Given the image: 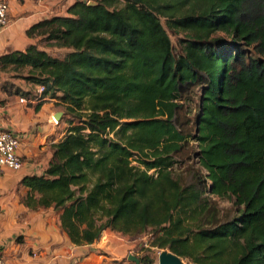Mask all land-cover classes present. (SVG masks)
I'll use <instances>...</instances> for the list:
<instances>
[{
    "label": "trees",
    "instance_id": "trees-1",
    "mask_svg": "<svg viewBox=\"0 0 264 264\" xmlns=\"http://www.w3.org/2000/svg\"><path fill=\"white\" fill-rule=\"evenodd\" d=\"M66 13L0 56V72L26 70L66 125L44 174L21 180L25 207L52 209L74 246L107 229L149 232L138 264H154L152 248L191 264H264V0H75ZM166 29L182 34L177 54ZM192 149L187 183L176 170Z\"/></svg>",
    "mask_w": 264,
    "mask_h": 264
},
{
    "label": "crops",
    "instance_id": "crops-1",
    "mask_svg": "<svg viewBox=\"0 0 264 264\" xmlns=\"http://www.w3.org/2000/svg\"><path fill=\"white\" fill-rule=\"evenodd\" d=\"M5 1L9 5V24L0 31V56L24 51L34 44L26 31L43 19L65 16L67 8L75 2L66 0L63 10L62 0ZM27 84L15 86L34 93L37 86ZM19 99L0 87V130L19 137L17 154L23 162L18 171L0 173V257L6 264H107L112 259L108 251H102L105 248L99 242L101 237L93 244L74 246L61 231L52 209L32 211L23 204L27 189L20 184L21 180L44 174L51 159V146L63 137L64 129L52 122L62 109L49 95L35 102L23 98L26 102L20 103Z\"/></svg>",
    "mask_w": 264,
    "mask_h": 264
},
{
    "label": "rangeland",
    "instance_id": "rangeland-1",
    "mask_svg": "<svg viewBox=\"0 0 264 264\" xmlns=\"http://www.w3.org/2000/svg\"><path fill=\"white\" fill-rule=\"evenodd\" d=\"M63 1V10L65 9L66 5H67V1L66 0H62ZM123 6L122 3H116L115 7L116 8H121ZM162 23L163 26H165L164 24V20L162 19ZM169 38L172 42L173 48H174V52L177 54L179 53V41L182 38V34L181 33H173L170 32L168 29H166ZM219 35H224L222 33H220ZM40 44V49L45 50L48 54L54 56V57H61L63 56L64 53H66V50L63 49H58L55 47H51V46H46L47 44L42 42L39 43ZM27 74L26 70H22L20 72H14V71H7L6 73H1L0 72V87H2L4 90L2 91H6L7 89H9V85H15V83L17 85H20L22 87L28 85L26 83V81L24 80L23 77H25V75ZM197 93L198 91L195 90L192 99H193V103H188L186 105V119H188L191 123V125L193 126L194 121H195V117L196 113H197ZM60 108V107H59ZM62 108H60L59 110L61 111ZM63 113V110L61 111ZM64 119H61V123L60 127L62 129H64L66 127V125L62 122ZM182 165L180 166V170H177L178 172H182L183 177L185 179V182L187 181V183H191L192 181V176H191V172L190 170L186 171L187 166H193L194 168H196V159L194 158V154H193V149L190 150L186 155H184L182 157ZM176 168V167H175ZM217 205L220 209V213L223 216H235L236 215V208L233 207L232 202L228 199H217L216 200ZM150 239H151V235L149 232H146L140 236H135V237H129V236H123L121 234L115 233L113 231H111L110 229H107V231L101 236V241L100 244H102L104 246V250L102 251H108V256L109 258H111L112 260L108 261L107 264L113 263L115 262V264H127L128 261V256H141L144 254H147L146 251L149 249V244H150ZM101 251V249H99ZM157 249L156 248H152L150 249V251L148 252L151 256V258L154 261V264H158V255H157ZM162 251H167V250H162ZM169 252V251H168ZM107 255V254H106ZM184 264H191L190 262H188L187 260H182Z\"/></svg>",
    "mask_w": 264,
    "mask_h": 264
},
{
    "label": "built area",
    "instance_id": "built-area-1",
    "mask_svg": "<svg viewBox=\"0 0 264 264\" xmlns=\"http://www.w3.org/2000/svg\"><path fill=\"white\" fill-rule=\"evenodd\" d=\"M9 5L7 1L0 0V31L6 28L9 24ZM45 88L41 85L37 86L35 92L32 95L31 101L35 102L41 99ZM20 103H25L23 98L19 99ZM57 120L52 119L54 124H57ZM19 146V137L11 131L0 130V173L10 170L18 171L22 167V160L17 154ZM157 255L162 250L157 249ZM0 264H6L5 260L0 257Z\"/></svg>",
    "mask_w": 264,
    "mask_h": 264
},
{
    "label": "water",
    "instance_id": "water-1",
    "mask_svg": "<svg viewBox=\"0 0 264 264\" xmlns=\"http://www.w3.org/2000/svg\"><path fill=\"white\" fill-rule=\"evenodd\" d=\"M89 6H96V3L89 1L87 3ZM63 113L62 112H58L54 115V119L57 120L58 122L60 121L61 117H62ZM201 113L198 115V119H197V126H196V133L198 132V126H199V117H200ZM128 261L130 262H135L136 264L139 263V261L134 257V256H128ZM158 264H184L183 261L173 255L172 253L168 252V251H163L159 254L158 256Z\"/></svg>",
    "mask_w": 264,
    "mask_h": 264
}]
</instances>
